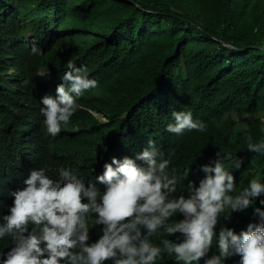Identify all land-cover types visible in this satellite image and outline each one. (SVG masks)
I'll return each instance as SVG.
<instances>
[{
    "label": "trees",
    "instance_id": "1",
    "mask_svg": "<svg viewBox=\"0 0 264 264\" xmlns=\"http://www.w3.org/2000/svg\"><path fill=\"white\" fill-rule=\"evenodd\" d=\"M34 41L43 55L32 54ZM68 61L99 86L79 97L80 109L56 138H46L38 108L44 96H55ZM180 110L207 130L173 137L165 125ZM236 112L245 119L236 121ZM263 119L264 0H0V204L35 169L17 157L36 146L50 147L41 167L52 177L62 166L50 165L57 150L91 166L153 140L166 156L174 152L170 167L183 192L194 169L217 152L242 160L233 170L237 193L257 176L264 186V159L245 139H264ZM26 141L29 149L21 148ZM174 195L185 196L178 189ZM259 203L264 199L247 212H228L217 229H246ZM164 238L152 237L157 244ZM157 264L176 262L165 255Z\"/></svg>",
    "mask_w": 264,
    "mask_h": 264
},
{
    "label": "clouds",
    "instance_id": "2",
    "mask_svg": "<svg viewBox=\"0 0 264 264\" xmlns=\"http://www.w3.org/2000/svg\"><path fill=\"white\" fill-rule=\"evenodd\" d=\"M31 52L43 55L35 41ZM47 75L45 67L40 77ZM60 80L55 96H44L38 108L46 138H56L80 109L79 97L99 86L72 61ZM95 116L100 124L107 122ZM171 119L165 130L173 137L207 130L190 110L172 111ZM245 139L247 150L264 159V139ZM72 140L70 133L65 146ZM26 143L20 147L29 149ZM49 148L36 146L23 153L27 158L17 157L35 169L0 204V264H157L165 255L176 264H264V203L251 211L246 229H217L228 212H247L264 199L259 176L237 193L233 170L242 160L236 156L217 152L215 160L199 164L183 192L182 179L170 167L174 152L166 156L153 140L91 166L57 150L50 163L62 165L57 177L41 167L51 160ZM177 189L185 196H175ZM161 232L166 238L154 243L152 237ZM177 233L176 241L167 238Z\"/></svg>",
    "mask_w": 264,
    "mask_h": 264
},
{
    "label": "rangeland",
    "instance_id": "3",
    "mask_svg": "<svg viewBox=\"0 0 264 264\" xmlns=\"http://www.w3.org/2000/svg\"><path fill=\"white\" fill-rule=\"evenodd\" d=\"M233 118H235V120L236 121H243V119H245V116L243 115V114H240V113H235L234 115H233Z\"/></svg>",
    "mask_w": 264,
    "mask_h": 264
}]
</instances>
